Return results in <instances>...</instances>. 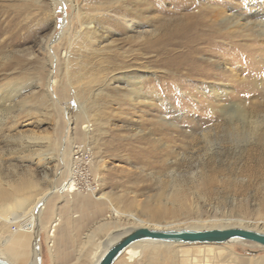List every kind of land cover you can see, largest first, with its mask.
Returning a JSON list of instances; mask_svg holds the SVG:
<instances>
[{"label":"rangeland","instance_id":"374dc122","mask_svg":"<svg viewBox=\"0 0 264 264\" xmlns=\"http://www.w3.org/2000/svg\"><path fill=\"white\" fill-rule=\"evenodd\" d=\"M93 1L0 0V29L6 30L0 37V195L4 188L29 183L38 194L55 186L48 201L63 193L70 163L73 166L72 146L88 142L100 186L97 196L111 202L116 233L135 227H243L264 233V112L250 110L252 102H264V33L255 26L232 27L229 22L215 26L222 37L233 33L253 52L249 56L239 50L219 61L213 55L198 56V63L218 61L229 75H239L247 66L259 79L251 85L257 96L222 100L198 95L197 89L188 91L191 82L185 80L170 90V83L177 81L172 70L158 66L163 57L154 49L144 50L143 36L149 34L154 42L156 27L169 26L184 13L175 10L183 0L148 6L116 0L129 8L126 13H109L121 26L96 30L98 25H92L90 36L79 35L73 4L80 3L81 12L91 15ZM192 1L187 13L196 7H217L225 9V16L264 18V0ZM215 42L223 40L218 37ZM114 75L146 76L152 83L148 101L127 95L131 90L126 81L112 83ZM237 84L231 85L247 86ZM13 88L20 93H13ZM181 89L191 94L180 93ZM240 126L257 127L258 134L240 142L234 136ZM45 233L42 228L43 245ZM220 246L230 252L226 264L264 258V247L259 245ZM181 249V245H149L135 262L129 263L124 254L116 264H187L178 258ZM97 254L89 264L95 263ZM41 256L44 264L42 246ZM26 261L27 257L22 262Z\"/></svg>","mask_w":264,"mask_h":264},{"label":"bare ground","instance_id":"6f19581e","mask_svg":"<svg viewBox=\"0 0 264 264\" xmlns=\"http://www.w3.org/2000/svg\"><path fill=\"white\" fill-rule=\"evenodd\" d=\"M159 1L160 0H137V3H144L145 6H148L151 3H157ZM79 4L76 2L73 4L75 11H73L74 15L77 16L78 20L80 21V26L78 27L79 35L84 33L85 35L90 36L89 34L92 30V25L94 26V28L98 25V28H96V30H108L110 27L107 28L106 25L111 27L121 26V23H119L118 20L114 18V16H110L109 13H114L116 15L121 14L122 12H129V8H124L125 6L123 5V3L121 1L116 0H94L93 4L90 7V13L94 12L95 14L91 15L88 13H82ZM192 6V0H183L180 3H177L175 10L177 12L184 11V13H179L181 15L176 18L174 17L175 19L171 23L169 22L170 27L167 25H160L156 27L154 42L150 43L149 34H145L143 36V40L145 41V45L143 44L144 50L153 51L154 49L157 55L163 57L158 60V62L156 61L158 63V66L160 65V67L166 68L169 67V69L172 70V73L170 75L174 78V80L177 81H175L174 83H170V90L176 87L178 85L177 83L182 80H185L191 82V87H188L187 90L193 91V89H197V94L201 96H206L209 94L208 96L211 95L219 99L221 98L222 100L230 98L249 97L250 95L257 96V93H254V91L256 90L253 91V88L251 87V85L253 84L255 86V83H257V81L259 80L256 73L251 74L252 70L254 71L255 69L250 70L246 66L243 72H239V75L238 73L234 75H229L230 72L227 69L219 68L218 62L219 60H226L232 53L239 50H245V54H248L249 56L250 54H252L253 51L248 50L245 45L239 44L238 41L235 39L233 33H228L226 34L227 37H222L216 32L215 26L220 22H229L232 27H237L238 25L243 28H246L248 26H255L260 28L261 32L264 33V18H257V20H249L247 17L237 16L235 14L225 16L226 14L225 12H223V10L225 9L222 10V8L220 9L217 7H196L193 12L187 13V11H191ZM96 10H98V12H96ZM144 10L147 11L148 9L145 8ZM103 11L105 14L103 13ZM135 11L137 13V10ZM84 17L85 20L83 21L82 19ZM5 33V29H0V37ZM218 37L223 40V43L215 42ZM168 46H172L173 48L176 47L174 48L176 50L172 51V49H169L167 51ZM1 51L2 48H0V53ZM171 52L174 55H171ZM209 55L210 57H212L213 55L218 59V61L213 62V60L209 61L208 59H204L205 61H203L202 63H198V56H202L203 58H205ZM240 74H243L244 77ZM149 75L151 76V74H148V76ZM163 75L165 74L163 73ZM145 78L147 77H143V75H141L139 78L129 75H125L124 78H120L119 76L114 75L112 76L110 81L112 83L126 81L127 87L131 90H129L130 93H127V95H132L133 98H143L144 101L147 102L148 92H151L150 88L152 87V83L147 82ZM163 81L164 80L159 81L161 82L160 84H162ZM143 82H146L148 84V90L145 86V83L143 84ZM229 83H233L234 85L237 83H242L247 86H244L245 89H237L234 85L232 86ZM20 91L21 90L17 88L12 89V92L15 94H19ZM180 93H185L186 95L191 94L190 92H183V89H181ZM82 109L85 112L87 111V108L85 107H82ZM250 110L252 111V113L264 112V102H252ZM240 127L242 128V126ZM256 129L252 128L250 130H243L242 128V130H239L236 134H234V136L239 139L240 142L246 141L249 137L253 136L254 134L256 136ZM71 153L73 154V151ZM69 173H71L70 175H72L73 173V166L71 163ZM69 178H71V176ZM64 187L69 188L71 190L75 189V185L71 182L70 179L66 182L63 188ZM37 191V189L35 190V186L32 185V183H29L25 187L22 186V188H4V190L2 191V195H0V202L3 203L0 206V224L3 227V230L0 231V258L7 260L11 264H22V261L26 257L27 261L23 264H41L42 256L40 235L42 232V228L40 225V217L47 205L48 196L56 191V187L51 186L48 189L41 191L39 194ZM12 196H14L12 202H6ZM28 197L33 199H29ZM114 216L118 217V214L114 212ZM128 230H124L123 232ZM247 243L257 245L252 242ZM149 245H181L182 249L178 258H180V260H182L184 263L186 262L187 264H226L224 260L230 256V252L224 249H220L222 247L220 245H185L177 243L158 242L136 243L127 248L122 255H127L129 263H133L142 255L144 247ZM107 248L108 246H106L105 244L104 247H102L99 252H97L98 254L96 262L106 252ZM198 253L202 256L198 255ZM118 260L116 261V263L118 262ZM248 264H264V258L260 261L255 262L249 261Z\"/></svg>","mask_w":264,"mask_h":264},{"label":"crops","instance_id":"0c3cea01","mask_svg":"<svg viewBox=\"0 0 264 264\" xmlns=\"http://www.w3.org/2000/svg\"><path fill=\"white\" fill-rule=\"evenodd\" d=\"M56 222L50 240L48 231ZM40 225L46 231L44 245L41 242L44 264H89L117 229L107 198L79 192L53 195L40 217Z\"/></svg>","mask_w":264,"mask_h":264},{"label":"water","instance_id":"95a60500","mask_svg":"<svg viewBox=\"0 0 264 264\" xmlns=\"http://www.w3.org/2000/svg\"><path fill=\"white\" fill-rule=\"evenodd\" d=\"M88 130L87 127L84 129ZM120 235V236H119ZM118 236V237H117ZM237 241L252 242L264 247V233L241 227L213 229H156L149 227L132 228L115 232L105 242L106 252L94 264H115L127 248L140 242L177 243L185 245H222ZM0 264H11L0 258Z\"/></svg>","mask_w":264,"mask_h":264},{"label":"built area","instance_id":"2783aa9c","mask_svg":"<svg viewBox=\"0 0 264 264\" xmlns=\"http://www.w3.org/2000/svg\"><path fill=\"white\" fill-rule=\"evenodd\" d=\"M72 151L74 165L70 180L75 185V189L71 190L66 188L63 193L73 194L79 192L97 196L100 191V186L98 178L94 176L91 167L93 164V151L90 144L88 142L75 143L72 146ZM66 182L63 184L65 185ZM56 226L57 222L52 225L48 233L50 240L53 238ZM52 244V241H50L49 246L52 247Z\"/></svg>","mask_w":264,"mask_h":264}]
</instances>
